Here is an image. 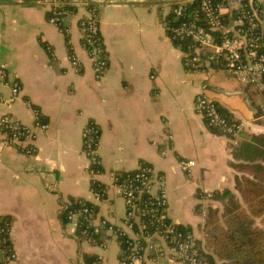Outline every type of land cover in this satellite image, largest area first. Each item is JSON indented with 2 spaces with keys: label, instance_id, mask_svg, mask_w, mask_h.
<instances>
[{
  "label": "crops",
  "instance_id": "crops-1",
  "mask_svg": "<svg viewBox=\"0 0 264 264\" xmlns=\"http://www.w3.org/2000/svg\"><path fill=\"white\" fill-rule=\"evenodd\" d=\"M67 2L77 16L65 20L63 32L48 23L49 13L38 0H0V61L10 84L20 89L16 102L4 104L10 90L0 84V119L8 115L30 127L33 108L49 125L30 156L5 143L0 132V220L8 225L15 255L6 264H121V238L105 230L98 244H91L64 214L82 201L95 208L99 220L121 227L126 209L112 176L141 165L162 179L171 225L194 234L204 249L206 215L211 208L221 212L224 201L201 198L227 191L240 200V185L253 180L247 166L264 165L259 161L264 160L263 95L213 65L203 73L186 72L183 49L163 28L168 5L157 0ZM88 5L100 19L107 61L100 80L79 27ZM197 95L216 103L226 118L244 123L243 134L227 140L210 130L193 112ZM89 122L99 130L100 164L94 176L82 152L81 133ZM180 160L194 162L190 174L181 170ZM93 182L105 192L101 201L91 195ZM162 248L158 244L136 264H169L157 257Z\"/></svg>",
  "mask_w": 264,
  "mask_h": 264
},
{
  "label": "built area",
  "instance_id": "built-area-1",
  "mask_svg": "<svg viewBox=\"0 0 264 264\" xmlns=\"http://www.w3.org/2000/svg\"><path fill=\"white\" fill-rule=\"evenodd\" d=\"M157 1L163 7L168 5V20L163 28L171 43L183 49L186 72L203 73L211 65L216 66L230 73L241 84L255 88L264 100V1L170 0L169 4L164 0ZM38 3L48 8V23L63 32H67L65 20L77 16L67 0H38ZM79 27L94 77L100 80L107 69V61L102 49L99 17L94 8L86 10L79 19ZM71 61L75 68L79 67L75 57ZM0 84L10 90L9 99L2 103L12 104L19 99V86L10 84L5 66L1 63ZM192 109L210 130L227 140L237 139L245 130L244 123L226 118L216 103L202 95L196 96ZM261 109L264 110V104ZM31 110L33 124L30 127L8 115L0 119V132L6 138L5 143L21 147L22 153L27 156L35 152L33 143L37 136L49 129L40 113L33 108ZM81 139L82 152L94 176L100 164L99 130L94 123L89 122L83 128ZM179 166L183 172L190 174L194 162L180 160ZM112 186L118 191L126 209L121 227L113 226L106 219L99 220L95 208L86 202L80 201L76 207L65 210V220L77 224L87 242L98 244L97 237L100 231L105 230L121 238L125 253L121 264L142 263L147 252L154 250L158 244L163 248L157 251V257L167 259L169 264H210L202 255L203 248L197 237L171 225L166 190L153 168L141 165L133 172L113 175ZM98 187L96 182L92 183L91 195L96 202L105 196L104 190H97ZM201 199L212 200V195ZM8 233V225L0 221V264L15 259L9 248ZM99 246L104 248V242Z\"/></svg>",
  "mask_w": 264,
  "mask_h": 264
},
{
  "label": "trees",
  "instance_id": "trees-1",
  "mask_svg": "<svg viewBox=\"0 0 264 264\" xmlns=\"http://www.w3.org/2000/svg\"><path fill=\"white\" fill-rule=\"evenodd\" d=\"M71 10L75 12V8ZM259 161L264 164V160ZM247 169L253 180H244L240 185V200L227 191L212 195L224 205L221 212L209 209L205 218L202 255L210 264H216L214 257L221 264H264V165H249Z\"/></svg>",
  "mask_w": 264,
  "mask_h": 264
},
{
  "label": "rangeland",
  "instance_id": "rangeland-1",
  "mask_svg": "<svg viewBox=\"0 0 264 264\" xmlns=\"http://www.w3.org/2000/svg\"><path fill=\"white\" fill-rule=\"evenodd\" d=\"M47 11H48V8L46 7V6H43ZM100 20V19H99ZM99 31H100V21H99ZM0 63L1 64H3L1 61H0ZM4 65V64H3ZM5 66V65H4ZM5 69H6V67H5ZM6 72H7V69H6ZM7 75H8V73H7ZM263 105V104H262ZM262 107V106H261ZM262 110V109H261ZM262 112H264V110L262 111ZM245 128H246V126H245ZM164 261L163 260H161V262H160V264H164L163 263Z\"/></svg>",
  "mask_w": 264,
  "mask_h": 264
}]
</instances>
